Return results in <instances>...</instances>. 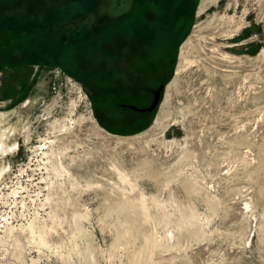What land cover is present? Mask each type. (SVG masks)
<instances>
[{
	"label": "rangeland",
	"instance_id": "rangeland-1",
	"mask_svg": "<svg viewBox=\"0 0 264 264\" xmlns=\"http://www.w3.org/2000/svg\"><path fill=\"white\" fill-rule=\"evenodd\" d=\"M159 4L0 1V264H264V0L182 5L144 118L102 92Z\"/></svg>",
	"mask_w": 264,
	"mask_h": 264
},
{
	"label": "flooded vegetation",
	"instance_id": "flooded-vegetation-1",
	"mask_svg": "<svg viewBox=\"0 0 264 264\" xmlns=\"http://www.w3.org/2000/svg\"><path fill=\"white\" fill-rule=\"evenodd\" d=\"M159 1L158 7L161 9L152 11V14L147 19L136 16L139 21L148 24L147 28H145L148 29L147 31L141 33L138 37H135V34L130 38L122 35L119 36L120 39L117 37L116 40L115 49L119 51H116L115 54L116 59H119L116 62V67H118L117 71L120 79H118V84L114 79L115 81H113L112 85L130 86L132 95L134 96L130 107L144 118L149 117L153 112L148 108L154 100L155 92L161 87L164 89L171 64L169 52L172 55V52L175 51L160 50L159 46L165 44V41L168 40V46L174 48L178 37H175L176 31L173 30V27L177 24V15L180 7L182 8V5H187L188 2V0H180L181 6L175 9L173 0ZM128 27L135 31L137 29L136 25H129ZM171 31H174V33ZM161 35L163 37L162 40ZM145 44H148L149 48H143L142 45L145 46Z\"/></svg>",
	"mask_w": 264,
	"mask_h": 264
},
{
	"label": "trees",
	"instance_id": "trees-1",
	"mask_svg": "<svg viewBox=\"0 0 264 264\" xmlns=\"http://www.w3.org/2000/svg\"><path fill=\"white\" fill-rule=\"evenodd\" d=\"M0 1H2V0H0ZM90 1H93V0H90ZM74 9H73V11H70L69 13H73ZM1 10L2 9H0V17H1L0 24H1L2 20L4 19L3 16L5 15V11H1ZM137 12H135L133 14H136ZM22 19L24 21H26L24 18H22ZM20 22L14 27L17 28L19 31L27 33L30 36L33 35L34 33L39 34V33L44 31L45 24L43 25V23L41 25L38 22L33 21L31 19H29L27 22H25L24 23L25 25H23ZM28 22L30 24H32L31 27H28V25H27ZM113 27H115V26H113ZM7 30H9V29H7V28L0 29V33H2V34H0V38L2 39V41L5 45H6V42L8 41V39L11 37V34H13V32H14L13 31L10 35H6V33L10 32V31L8 32ZM110 31H114V28L110 29ZM9 44H10V42H9ZM9 44H7V45H9ZM2 50H3V48H0V55L3 53ZM53 58H54V56H53ZM0 68H1V66H0ZM102 95H103V98H102L103 104L109 105V103H110L112 106H119V107L130 108V109H131L130 105L133 103V99H134V96L132 95L131 88L128 85H116V84L115 85H112V84L104 85ZM107 105L104 108V110H106V112H108V110H109V107Z\"/></svg>",
	"mask_w": 264,
	"mask_h": 264
},
{
	"label": "bare ground",
	"instance_id": "bare-ground-1",
	"mask_svg": "<svg viewBox=\"0 0 264 264\" xmlns=\"http://www.w3.org/2000/svg\"><path fill=\"white\" fill-rule=\"evenodd\" d=\"M211 1H215V0H211ZM227 14L222 15L221 17L219 15L216 14L215 16V21L217 22V26L214 27V31L211 33L212 35V39L217 38V36L220 34L219 32L225 29V25L229 22V19L226 16ZM225 26V27H224ZM224 28V29H223ZM225 32L227 33L228 31L225 29ZM226 35V34H225ZM154 111V110H153ZM5 132L2 133V135L0 136V154H4V155H9L12 150L15 148L14 146H8L5 142H4V134ZM8 170L5 168H1L0 169V181L2 180L3 176L5 175V173ZM32 229H34V226H31ZM152 240V241H151ZM148 241L147 246L143 249L144 252L148 251L149 249H151L155 244V240L151 239ZM90 255L92 256L93 259V264H99V261L97 259V256L94 254V252H91ZM143 255V254H142ZM139 256V255H135ZM140 257V256H139ZM138 257V258H139ZM137 259V257H136ZM141 264V263H138Z\"/></svg>",
	"mask_w": 264,
	"mask_h": 264
},
{
	"label": "water",
	"instance_id": "water-1",
	"mask_svg": "<svg viewBox=\"0 0 264 264\" xmlns=\"http://www.w3.org/2000/svg\"><path fill=\"white\" fill-rule=\"evenodd\" d=\"M162 89H163V87H161L159 90H157L155 92L154 100H153L152 104L148 108L150 111L155 110L157 108V106L159 105V102L161 100V92H162Z\"/></svg>",
	"mask_w": 264,
	"mask_h": 264
}]
</instances>
